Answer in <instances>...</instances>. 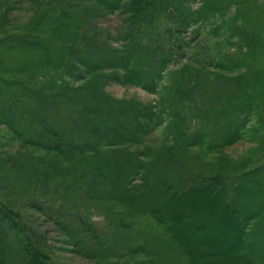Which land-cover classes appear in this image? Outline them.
Masks as SVG:
<instances>
[{"label": "rangeland", "instance_id": "1", "mask_svg": "<svg viewBox=\"0 0 264 264\" xmlns=\"http://www.w3.org/2000/svg\"><path fill=\"white\" fill-rule=\"evenodd\" d=\"M39 1H0V12L3 3L7 16L0 30L23 26L38 11ZM41 1L57 7L46 9L42 24L33 33L41 40V47L8 44L0 49L2 67L28 75L44 72L47 77L43 82L58 90L53 92L47 84L35 82L13 95L9 101L12 108H6L15 116L22 109L27 119L22 130L27 136L40 132L39 120L44 119L50 127L67 111L70 124L77 127L79 108L70 111L72 107L62 104L60 98L65 83L71 89L96 91L93 97L103 93L128 111L139 107L156 112L160 119L134 142L78 154L79 160L27 146L18 138L20 129L14 131L0 122V169L7 164L13 167L11 175L0 180L2 195L4 191L12 195L9 205L23 215L29 228L42 235L39 239L51 264H186L187 255L169 238L163 225L141 205L121 199L114 191L117 185L105 178L106 171L95 169L104 155L119 165L125 157L136 161L135 172L127 173L126 167L121 172L129 174L124 187L139 189L138 194L153 196L154 188L146 186L143 191L139 186L148 183L143 178L151 167L159 191L164 187L163 178L185 189L191 188L192 176L208 181L219 177L223 183L218 190L225 186L223 194L228 196L223 198L238 210L241 207L246 216L244 229L252 232L248 248L257 252L251 258L264 259L257 251L264 252V242H253L258 229L264 234V0H187V8L198 13L185 27L178 26L182 15L172 10V0H166L161 12H149L152 6L145 9L144 14L149 12L145 24L133 22L132 26L125 7L105 6L114 0ZM133 41L138 50L135 68L146 72V80H158L153 91L141 84L121 82L119 75L125 70L121 64L90 73L79 66L76 77L65 76L52 55L72 48L77 53L79 47L91 54L114 49L112 57L117 61L121 60L118 50ZM48 68L52 71L47 72ZM2 87L6 86L1 80ZM177 87L182 90L177 91ZM47 93L51 96H45ZM11 94L13 89L9 88L7 95ZM99 102L96 98L91 103L92 110ZM99 108L102 118L91 110L86 117H97L102 124L108 111ZM48 118L52 121L47 122ZM82 127L80 130L86 129ZM19 168L24 171L20 173ZM114 177L110 180L115 181ZM250 210L253 213L247 216ZM5 222L0 230L8 229ZM67 224L74 227L73 237L62 230ZM7 237L12 264H23L18 257L26 256V247L16 241L13 231Z\"/></svg>", "mask_w": 264, "mask_h": 264}, {"label": "trees", "instance_id": "2", "mask_svg": "<svg viewBox=\"0 0 264 264\" xmlns=\"http://www.w3.org/2000/svg\"><path fill=\"white\" fill-rule=\"evenodd\" d=\"M0 1L2 2L3 0ZM172 1H175L172 10H175V12L178 10L179 14L182 15V18H180L181 23H178V26L185 27L189 23L188 21H192L193 17L196 16L198 12H191L187 8L185 5L187 0ZM165 2L166 0H114L113 4H105V6L109 8L111 6L112 9H121L125 7L127 12L130 13L129 19L133 20L132 23L130 22L132 26L134 25L133 22H141L142 25L145 24L147 21L145 15L149 12L154 13V11L156 13L161 12ZM155 4L158 8H156ZM1 5L3 6H1L3 11L0 12V24L7 18L6 12L4 11L6 6L3 3H1ZM151 6L153 8H150V11L144 14V10ZM8 8H10V6ZM48 8L56 9L57 7L52 3L47 4L45 1L40 0L38 11L23 26L2 28L0 30V49L5 48L8 44H13L14 47H17L18 44L41 47V40L38 38L36 39L33 33L38 31V27L42 24V20L46 14L45 11ZM172 10L170 9V11ZM127 28L126 26V29ZM134 42L135 41L128 42L122 45L121 50H118L121 60L117 61L115 57H112L113 51H115L114 49L113 51L104 50L103 54H99L98 52L94 54L96 51L91 54L86 48L83 49L79 47L77 53L75 52L76 48H72V51H66L65 54H58V56H56L55 53L52 55H55L57 64L62 68L61 72H64L65 76L76 77V74L81 70L79 66L89 73L107 67L116 68L122 66L125 70L119 75L121 77V82H132L136 85L141 84L143 87L153 91L156 88V81L158 80L155 78L149 81L146 80V72L135 68V65H137L135 62L137 58L134 55L138 50H135L136 45H133ZM91 49H93V47H91ZM49 51H52V49H49ZM60 60H62V62H60ZM48 70L51 69L48 68L46 71L49 72ZM41 74L38 75L34 73L33 75H28L23 70L5 69L0 65V81L2 80L3 85L6 86L0 88V97L2 98L0 100V122L14 131L20 129L22 135L18 133V138L22 143L27 144V146H34L49 153L50 151L54 152L56 155L66 159L77 160L78 154L97 153L101 152L102 147L108 145H123L128 142H134L136 139H139V134L143 133L145 129L157 125L160 122L159 117L155 116L156 112L143 110L139 107L135 108V110L128 111L124 106L125 109L120 107L118 102L108 100L107 97L102 95L103 93L93 97L96 91H90L85 87L84 89H71V86L65 83L67 85L66 90L63 93V97L60 98L62 104H68L72 107V110L69 108L70 111L73 112L74 108H79V111L76 113L77 127H73L70 124V112L67 111L65 116L63 115L60 119H55L57 122L55 120L53 122L48 118L47 122L52 121L50 127L45 125L44 119L39 120V124L42 125L40 132H36L35 134L32 133L27 136L22 130L25 125L24 121L27 120L25 119L24 113H22V109H19L17 116H15L6 106L8 105L12 108L9 101L13 100V95L18 91L28 89L29 86L33 85L35 82H41L44 85L47 84L48 89L53 90V92H58L57 88L53 89L50 82H43L42 78L47 76L44 72H41ZM159 74L160 73L156 75L160 77ZM24 76H29V78H26L28 81H26ZM9 88L13 89V94L11 95H7ZM181 90L182 88L177 87V91ZM38 91L43 92L42 90ZM49 95L50 94L47 93L45 96ZM96 98L100 99L102 102H99V105L95 103L97 109L92 110L94 108H91V103H93V101L95 102ZM110 106L113 108L110 109ZM99 107L105 108V110L107 109L108 111V114H105V121L102 124L96 121L97 117L101 116L97 112L100 109ZM89 111L96 114L97 117L87 118L86 115ZM43 115L44 113L42 112L41 117H43ZM81 127L86 129L80 130ZM89 129H93L94 133L90 134ZM108 129L112 130V133L109 132ZM23 136L24 138H22ZM87 149H89V152H85ZM111 152L113 154L114 151ZM84 156L88 157L87 155ZM121 160L119 165L117 160H114L111 156L109 157V155H104L101 157V163L95 169L98 171L104 169L106 171L107 175L105 178L109 179V183L117 185V189L115 188L114 191L118 196L121 195V199L130 204L141 205L153 219L163 225L169 238L178 244V248L183 254L187 255L186 264H264V259L260 260V258H257L255 259L257 261H254V259L251 258V254L257 255V252L254 253L248 248L252 232H247L244 229L246 216L244 212L241 214V207L239 208L240 210H238L233 206L234 204L230 201L227 202V200L223 198L226 197V199H228V196L227 194L226 196L223 194L225 186H222V189L218 190L220 183H223L219 177L213 176L208 181L203 177L201 178L199 176V178H197L191 175L195 178V182L193 180V184L189 185L191 188L184 187L185 189L180 188L181 190L172 185L170 180L166 181L163 178L162 185L164 187L159 191V188L155 187L158 185L154 181L155 170H152L151 167V169L147 168L145 174L147 177L143 178V181L148 183L139 185L140 190H143L141 188L147 186L148 188H154L155 191H159V193L153 191V196L149 193L138 194L137 192L139 189L134 191L132 187L128 188V186L124 187L123 185V183L126 182L125 177L135 172L136 161L134 162L133 159L129 157H125ZM106 167H109L108 170ZM125 167L129 174L124 175L121 172ZM133 167L134 170L132 171ZM11 169H13V167L10 164L4 166L3 169L1 168L0 180L3 178L7 179L8 176L11 175ZM109 169L111 171L113 169L114 173L109 171ZM18 171L21 173L24 170L19 168ZM114 174L115 181L110 180V177ZM169 178L170 177H168V179ZM198 180H200V184H198ZM205 181L209 183H204ZM10 182H13V180ZM1 186L2 184H0V191ZM6 193L7 191H4L2 195V191L0 192V227L4 221L9 225V227H7L8 229L0 230V264H12L13 257L7 245V236L11 231L14 232L16 241L23 244L27 250V254L23 259V256L18 257L19 261L23 264H51L49 255L39 239L42 235L40 236L35 230L29 228L28 224L23 220V215L20 214L17 209L9 205L13 202L11 199L14 198L12 195L7 196ZM251 213H253V210L245 214L251 216ZM77 227H79V225ZM62 230H67L73 237L74 227L72 229L68 227L67 224L66 226H62ZM263 235V229H258L254 235L255 238L253 242L259 245L263 243ZM80 241H82V243L84 242L82 238ZM260 250L257 251L262 252L264 256V252ZM259 256L262 255L259 254Z\"/></svg>", "mask_w": 264, "mask_h": 264}]
</instances>
